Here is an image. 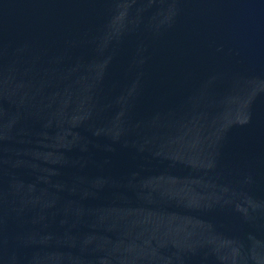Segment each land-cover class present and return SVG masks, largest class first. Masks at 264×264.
Masks as SVG:
<instances>
[{
	"label": "water",
	"instance_id": "95a60500",
	"mask_svg": "<svg viewBox=\"0 0 264 264\" xmlns=\"http://www.w3.org/2000/svg\"><path fill=\"white\" fill-rule=\"evenodd\" d=\"M0 264H264V0H0Z\"/></svg>",
	"mask_w": 264,
	"mask_h": 264
}]
</instances>
